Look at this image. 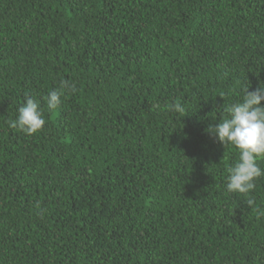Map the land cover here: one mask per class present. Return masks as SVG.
I'll use <instances>...</instances> for the list:
<instances>
[{
	"label": "trees",
	"instance_id": "1",
	"mask_svg": "<svg viewBox=\"0 0 264 264\" xmlns=\"http://www.w3.org/2000/svg\"><path fill=\"white\" fill-rule=\"evenodd\" d=\"M0 264H264V0H0Z\"/></svg>",
	"mask_w": 264,
	"mask_h": 264
}]
</instances>
